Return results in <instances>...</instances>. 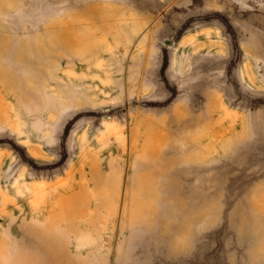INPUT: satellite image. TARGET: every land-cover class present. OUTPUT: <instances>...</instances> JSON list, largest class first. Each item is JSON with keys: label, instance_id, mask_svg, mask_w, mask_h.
Segmentation results:
<instances>
[{"label": "rangeland", "instance_id": "1", "mask_svg": "<svg viewBox=\"0 0 264 264\" xmlns=\"http://www.w3.org/2000/svg\"><path fill=\"white\" fill-rule=\"evenodd\" d=\"M0 264H264V0H0Z\"/></svg>", "mask_w": 264, "mask_h": 264}]
</instances>
